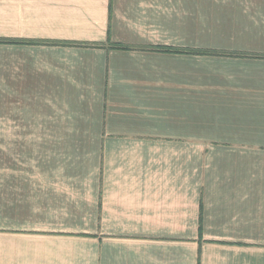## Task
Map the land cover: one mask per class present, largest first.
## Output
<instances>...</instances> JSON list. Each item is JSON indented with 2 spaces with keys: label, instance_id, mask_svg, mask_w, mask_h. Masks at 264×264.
Segmentation results:
<instances>
[{
  "label": "crops",
  "instance_id": "0c3cea01",
  "mask_svg": "<svg viewBox=\"0 0 264 264\" xmlns=\"http://www.w3.org/2000/svg\"><path fill=\"white\" fill-rule=\"evenodd\" d=\"M0 38V264H264V0H0Z\"/></svg>",
  "mask_w": 264,
  "mask_h": 264
},
{
  "label": "rangeland",
  "instance_id": "374dc122",
  "mask_svg": "<svg viewBox=\"0 0 264 264\" xmlns=\"http://www.w3.org/2000/svg\"><path fill=\"white\" fill-rule=\"evenodd\" d=\"M215 22V20L213 21V23ZM212 23V24H213ZM204 25H207L208 27L209 26H212L211 25V23H210V20H203V19H197L196 20V28L197 29H201L202 27H204ZM194 26H195V23H194ZM197 37V44H196V46H198L199 44H202L203 42V35H197L196 36ZM199 47H204V43L202 44V46H199ZM9 86H10V84H7V83H5L4 84V86H3V89L5 90V91H8L9 90ZM3 102H4V100H2V99H0V109H2L3 108ZM10 101L8 102V106H10ZM8 110H10V108H8ZM0 133H3V132H0ZM6 134V133H5ZM5 134H1V137H5L6 135Z\"/></svg>",
  "mask_w": 264,
  "mask_h": 264
},
{
  "label": "trees",
  "instance_id": "16d2710c",
  "mask_svg": "<svg viewBox=\"0 0 264 264\" xmlns=\"http://www.w3.org/2000/svg\"><path fill=\"white\" fill-rule=\"evenodd\" d=\"M111 7L109 5V18L111 16ZM0 43H23V44H30V43H33V42H25V41H17V40H12V39H2L0 38ZM56 44V43H55ZM64 45V44H62ZM116 48H123L122 46L118 45V44H115L114 45ZM196 54H204V51L203 50H196L195 51Z\"/></svg>",
  "mask_w": 264,
  "mask_h": 264
}]
</instances>
